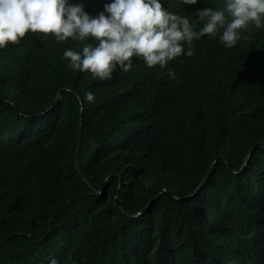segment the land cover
Segmentation results:
<instances>
[{"label":"trees","instance_id":"trees-1","mask_svg":"<svg viewBox=\"0 0 264 264\" xmlns=\"http://www.w3.org/2000/svg\"><path fill=\"white\" fill-rule=\"evenodd\" d=\"M162 3L194 19L219 0ZM244 36L107 81L68 69L80 49L51 34L0 50V264H264V29ZM162 190L178 199L137 215Z\"/></svg>","mask_w":264,"mask_h":264},{"label":"clouds","instance_id":"clouds-1","mask_svg":"<svg viewBox=\"0 0 264 264\" xmlns=\"http://www.w3.org/2000/svg\"><path fill=\"white\" fill-rule=\"evenodd\" d=\"M92 0H0V50L18 44L28 33L51 34L65 48L62 59L73 72L107 81L119 70H132L134 59L151 69H166L169 62L195 54V41L219 39L225 49L247 39L250 29H264V0H219L216 7L195 9V18L172 12L162 0H107L95 15L87 10ZM194 6L203 0H177ZM199 25V27H198ZM175 79V73L168 70ZM84 93L81 103L95 102ZM50 264H57L53 258Z\"/></svg>","mask_w":264,"mask_h":264},{"label":"water","instance_id":"water-1","mask_svg":"<svg viewBox=\"0 0 264 264\" xmlns=\"http://www.w3.org/2000/svg\"><path fill=\"white\" fill-rule=\"evenodd\" d=\"M60 93L61 92H59L58 93V95H57V97H56V99H55V101L58 99V97H59V95H60ZM79 100H80V98H79ZM48 110H46L45 112H42V113H37V114H35V115H33V116H39V115H41V114H44V113H46ZM80 142H81V129L79 130V135H78V141H77V147H76V155H77V153H78V151H79V147H80ZM258 147H261L259 144H256V145H254V146H252L250 149H249V151H248V154H247V156H246V158H245V161H244V163H243V165H242V167H241V169H240V171L238 172V174H240V172L245 168V166L247 165V162H248V160L250 159V156H251V153H252V151L254 150V148H258ZM227 166H228V168L232 171V173H236L234 170H233V168L230 166V164L226 161V160H224V159H221ZM213 165H214V162L212 163V165L209 167V169H208V171L206 172V174H205V176H204V178H203V180H202V182H201V184L198 186V188L194 191V192H192L190 195H188L187 197H184L183 199H188V198H190L191 196H193L194 195V193L203 185V183L205 182V180L207 179V177L209 176V174H210V172H211V170H212V167H213ZM75 166H76V170H77V172L79 173V169H78V159H77V157H75ZM83 180H84V178L83 177H81ZM85 181V180H84ZM103 188H104V184L102 185V187H101V191L98 193V194H101L102 193V191H103ZM121 190H122V183L120 182L119 183V186H118V189H117V192H116V194H115V202H116V205H117V207L119 208V210L121 211V212H123V213H125L124 212V210H123V207L120 205V199H121ZM167 193L169 196H171L172 198H174V199H178L177 197H175V196H173L171 193H169V192H167L166 190H162L161 192H158L152 199H151V201L148 203V205L141 211V212H139L137 215H139L140 213H142V212H144V211H146L149 207H151V205L153 204V202H154V200L161 194V193ZM126 214V213H125ZM137 215H128L127 214V216L128 217H135V216H137Z\"/></svg>","mask_w":264,"mask_h":264}]
</instances>
